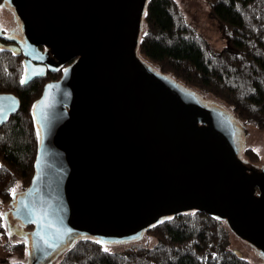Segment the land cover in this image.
Listing matches in <instances>:
<instances>
[{"label":"water","instance_id":"obj_1","mask_svg":"<svg viewBox=\"0 0 264 264\" xmlns=\"http://www.w3.org/2000/svg\"><path fill=\"white\" fill-rule=\"evenodd\" d=\"M148 1L4 0L24 23L22 86L64 68L31 109L35 174L13 198V221L33 227L29 264L191 212L224 221L264 257V169L238 156L245 127L140 60ZM20 107L0 94V129Z\"/></svg>","mask_w":264,"mask_h":264},{"label":"trees","instance_id":"obj_2","mask_svg":"<svg viewBox=\"0 0 264 264\" xmlns=\"http://www.w3.org/2000/svg\"><path fill=\"white\" fill-rule=\"evenodd\" d=\"M206 1L211 4V14L224 27V50L214 52L210 48L186 22L176 0H149L144 15L147 32L140 39L138 51L160 72L219 98L244 123H254L263 130L264 0ZM3 3L0 0V7ZM24 71L21 56L0 52V94H11L21 101L19 112L0 129V200L5 204L13 201L15 182L21 183L23 191L31 185L40 146L31 109L46 84L62 79L64 69L28 87L22 86ZM245 152L252 160L257 159L253 150ZM226 225L205 213L181 214L148 231L158 239L153 248L110 253L93 239H81L65 251L58 264H251L227 250ZM4 232L0 213V237ZM26 248L27 244H21L13 250L25 256Z\"/></svg>","mask_w":264,"mask_h":264},{"label":"rangeland","instance_id":"obj_3","mask_svg":"<svg viewBox=\"0 0 264 264\" xmlns=\"http://www.w3.org/2000/svg\"><path fill=\"white\" fill-rule=\"evenodd\" d=\"M177 5L180 8L182 16H184L186 22L195 29L196 33L203 39H205L210 48L214 52H221L226 48L227 36H225L224 27L221 26L219 21L211 14V4L206 0H176ZM13 13L10 9H5L0 11V24L4 29H10L14 25ZM140 32L138 39L140 40L147 32L145 19L142 20ZM139 58L142 62L147 64L157 73L160 72L158 67L152 62H149L144 56L139 52ZM166 77L174 80L178 84L187 87L192 93H196L198 96L203 98V100L210 104H215L221 107L225 113L230 114V116L238 123L245 127V136L242 137L240 143V151L238 156L241 160L246 161L252 167L258 169H264V129L259 130L254 123L246 124L241 119H239L233 112L231 106L227 105L225 102L221 101L219 98H215L208 93H203L198 89L189 88L182 82L176 80L173 75L164 73ZM253 150L257 159L252 160L246 155V150ZM23 193V188L21 183L15 182L12 186L11 194L16 198L19 194ZM13 204H5L0 200V213L4 219L5 232L0 237V264H29V242L28 236L30 233L27 229L22 227L21 223L16 226L15 221H11V211H13ZM227 230V240L226 248L231 252H238L248 260L251 264H264V257L260 253V250L253 246L247 241L240 239L235 233H232L230 229ZM230 234V235H229ZM21 244H27L26 254L22 256L17 251L13 250V247ZM103 249L110 253H125L126 251L136 250L138 248H153L158 244V239L149 234L148 231L142 234L139 238L135 240H122L114 242H100ZM63 254L56 259L53 264H58Z\"/></svg>","mask_w":264,"mask_h":264},{"label":"flooded vegetation","instance_id":"obj_4","mask_svg":"<svg viewBox=\"0 0 264 264\" xmlns=\"http://www.w3.org/2000/svg\"><path fill=\"white\" fill-rule=\"evenodd\" d=\"M5 9H10V12L13 13L14 25H12V27L10 29H4L3 26L0 24V29H1L0 30V33H1L0 34V52H6V53L9 52V53L15 54L17 56L19 55L23 58V61H24L25 56L23 55L22 49L19 47L20 46L19 43H17L18 41L25 42L26 34H25L24 23H22V21L19 19V17L16 16V14L14 13V11L11 7L7 6L6 3L5 4L3 3V5L0 7V11L5 10ZM41 50H42V52H46L45 48H41ZM24 73H25V71H24ZM48 74H51V73L47 72V75ZM52 74H56V73H52ZM13 201H14V199H13ZM12 212L13 211H11V221L13 220ZM14 221L16 223V226H18L17 224L20 222L16 221V220H14ZM22 227L27 229L29 232H31L33 230V229L30 230L29 227H24L23 225H22Z\"/></svg>","mask_w":264,"mask_h":264},{"label":"snow or ice","instance_id":"obj_5","mask_svg":"<svg viewBox=\"0 0 264 264\" xmlns=\"http://www.w3.org/2000/svg\"><path fill=\"white\" fill-rule=\"evenodd\" d=\"M23 82V81H22ZM105 250H107V249H105Z\"/></svg>","mask_w":264,"mask_h":264}]
</instances>
